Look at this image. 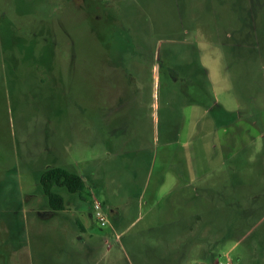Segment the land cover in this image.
Wrapping results in <instances>:
<instances>
[{"label":"rangeland","instance_id":"374dc122","mask_svg":"<svg viewBox=\"0 0 264 264\" xmlns=\"http://www.w3.org/2000/svg\"><path fill=\"white\" fill-rule=\"evenodd\" d=\"M221 1L231 24L219 19L215 41L197 23L170 31L173 0H0V264H76L80 236L93 257L109 240L117 264L186 240L201 247L187 242L185 264H264V0ZM197 88L241 117L193 103ZM57 166L86 180L57 189L60 212L40 185ZM170 176L179 194L161 201ZM184 216L207 228L168 221Z\"/></svg>","mask_w":264,"mask_h":264},{"label":"crops","instance_id":"0c3cea01","mask_svg":"<svg viewBox=\"0 0 264 264\" xmlns=\"http://www.w3.org/2000/svg\"><path fill=\"white\" fill-rule=\"evenodd\" d=\"M173 1H175L177 4L182 2L183 5L179 4L180 7H179V5H176V7L177 8L179 7V9H180V12H179L180 14H179V17L177 19L176 25L171 27L170 31L177 33V31L179 30L178 28L182 27V26H179L178 24L180 23L181 25H183L184 22H186L187 26H184V27H185V30H187L186 31L187 33H188V31H190V30L194 31L195 29H197L199 27L198 29H202L204 31L205 36H207V37L209 36L211 38V40L216 41L217 37H218V35H217L218 31L221 28V26H223V24H220L221 21H219V19H221L223 21L225 19V26H226L227 21L229 20L228 18H229L230 12L227 11L226 7H221V5H222L221 0H173ZM182 6L185 7L184 8L185 12L182 11ZM229 6L231 7V5H229ZM205 11H207V13L209 14L207 19H204V16H200V13L203 12L202 13V15H203ZM231 20H233V22H234V19H231ZM195 23H197V25H196L195 29L193 30ZM228 23L231 24L230 20L228 21ZM202 24L204 25V27L202 26ZM174 42L177 45L181 44L180 46H185L188 44V43L187 44L178 43L175 40H174ZM191 44H193V43H191ZM188 45H190V44H188ZM186 60H187V62H190V64H192L190 55L188 56V58ZM193 84H195V83H193ZM207 92L210 93V91H207ZM215 103H217V100H215ZM229 112H232V111H229ZM57 167H60V166H57ZM80 176L86 182L83 175H80ZM181 178H182L181 176H178V177H171L170 176L168 178L164 177L163 179H160L159 182L161 183V185L165 184L166 182H169L167 189L163 188V190L159 191V195L162 198L161 201L163 199H172L173 197H176L179 194L177 188L179 187L180 180H182V181L184 180ZM185 182L188 183L187 180H185ZM182 187L190 188L191 185L188 186L186 184L185 186H182ZM191 192L192 193L189 194L188 191H185V192L183 191V192H181V194L183 193V194L187 195V197L189 195L188 198H193V196H196L197 198H201V199L204 198L201 190L191 191ZM210 193H214V192H210ZM185 195H181V197L187 198V197H185ZM234 195H235V197H233V201L223 202L222 206L224 208H226L229 205H231L232 207L233 206L236 207V206L240 205L241 201L239 199V195L238 194H234ZM168 204H169V209L171 211L175 210L176 203L174 201L170 200V202ZM109 211H110L113 218L116 217V220L114 221V225L112 227V234H116V228H117L118 218L121 215L120 214L121 209L116 204L111 203ZM188 217L184 216V217H181L180 219L177 218V219L168 220V221H171L172 223H179V222H186L187 221L185 223L187 225L186 226L187 229H185V230H187V231L191 230L192 232L195 229L202 230L204 228H207L204 225H205V222L208 223V220H206L204 217L201 218V216H198V217H196L197 218L196 220L192 219V221H193V223H191L192 225H189V221H190L192 216H188ZM224 217L226 218V216L223 215V218ZM82 229L83 230L87 229V225L84 222H82ZM73 240L74 241H71V245L73 247H75V249H76V255H75L76 258H74L75 259L74 261L76 264H82V263H84V264H117L119 262V259H118L119 257H116L115 255L112 254L114 246H112L109 243V240H107V239L104 241L105 245H107L105 252L99 254V256L97 255L94 257H93V238L85 239V238H82L80 236V237H77ZM118 240H119V238L117 239L116 243H118ZM160 242L161 241H159V243ZM187 242H189L190 246L193 245V247H196V246L201 247L200 243L199 244L194 243L193 240L192 241L186 240L184 243L181 242L180 244L178 242L176 245L175 253L173 254V256L171 258L163 257L159 253H158V255H153V256L139 255L138 260H137V264H185L186 263L185 261H186L187 256H188V252H185L184 248L187 246V244H188ZM208 259H209V261L206 263L203 262V264H219L218 259L212 258L213 259L212 260L209 257H208ZM198 264H201V263H198Z\"/></svg>","mask_w":264,"mask_h":264},{"label":"trees","instance_id":"16d2710c","mask_svg":"<svg viewBox=\"0 0 264 264\" xmlns=\"http://www.w3.org/2000/svg\"><path fill=\"white\" fill-rule=\"evenodd\" d=\"M191 97L193 103L202 104L207 109H211V111L216 108L220 109L226 117L232 121L240 118L242 115V113L225 110L220 104L215 103L213 97L207 91L203 90V88H197L191 93ZM219 125H221V127L225 126L223 123H219ZM40 185L51 209L56 212L65 209V198L57 191V189H65L70 194H81L86 187L85 181L78 173L63 167H52L45 170L41 175Z\"/></svg>","mask_w":264,"mask_h":264},{"label":"built area","instance_id":"2783aa9c","mask_svg":"<svg viewBox=\"0 0 264 264\" xmlns=\"http://www.w3.org/2000/svg\"><path fill=\"white\" fill-rule=\"evenodd\" d=\"M94 208H95V217L99 221L100 225L102 227L107 226L109 224V221L105 215V212H104V209L101 203H95Z\"/></svg>","mask_w":264,"mask_h":264}]
</instances>
